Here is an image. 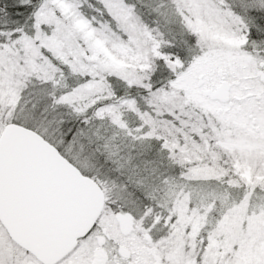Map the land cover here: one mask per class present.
<instances>
[{"label": "snow or ice", "instance_id": "obj_1", "mask_svg": "<svg viewBox=\"0 0 264 264\" xmlns=\"http://www.w3.org/2000/svg\"><path fill=\"white\" fill-rule=\"evenodd\" d=\"M0 264H264V0H0Z\"/></svg>", "mask_w": 264, "mask_h": 264}]
</instances>
